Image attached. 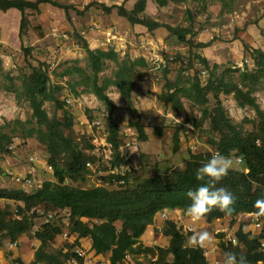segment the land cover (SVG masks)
<instances>
[{
	"label": "rangeland",
	"instance_id": "obj_1",
	"mask_svg": "<svg viewBox=\"0 0 264 264\" xmlns=\"http://www.w3.org/2000/svg\"><path fill=\"white\" fill-rule=\"evenodd\" d=\"M50 1L52 3L40 4L36 11L26 10L27 29L22 36L19 34L21 13L14 8L6 11L0 9V128L4 127L5 133L10 132L13 122L17 120H32V109L22 94L21 78L31 73L33 67H41L50 75V84L61 87V91L55 95L64 102L65 111L73 118L72 128L66 129L65 133L78 143L87 156L93 157L87 165L89 172L85 174V182L72 184L74 186L118 189L121 188L120 185L106 180L109 175L131 173L132 176L152 177L171 167H184L191 155L212 156L218 152L207 141V138L215 137L209 131L210 121L206 119L201 128H196L188 121L191 117L200 118L199 107L182 98L183 109L175 111L160 100L165 85L164 69L168 70L166 79L187 85L196 73H199L202 85L206 84L209 73L200 63L199 57L208 61L209 71L217 64L219 67L216 75L223 77L225 81L238 82L241 71H255L251 54L256 49L264 51V0H225L226 4L220 0H187L184 3H170L163 8L152 0H146L145 11L140 16L161 24L153 31L131 24L118 15L119 6L132 10L139 0ZM101 5L109 7L111 11H105ZM168 27H190L191 33L187 35L186 41L180 42ZM82 39L92 50L106 52L113 49L119 55L120 62L129 58L131 62L137 63L143 59L146 64L134 66L136 72L142 73V77L134 84L130 102L114 86L106 91L116 105L112 116L119 130L122 161L118 168H112L111 146L106 141L109 120L105 105L95 95L81 93L82 86H76V91L80 94L74 96L70 84L80 81V78L75 74L64 77L61 75L66 66L75 65L73 61H77L76 65L86 69L88 74L91 73L87 68V53ZM200 44L206 46L199 47ZM115 69L116 65L107 60L100 78H113ZM252 96L256 99L259 110L264 112V84ZM219 98L227 116L243 133L255 131L259 117L253 107H240L233 94L220 95ZM210 101L209 108H212L215 103L212 96ZM44 108L49 117L63 119L64 111L56 108L54 102H45ZM175 117L181 120L179 125ZM138 119L144 127L145 140L139 139L137 130L129 124ZM8 123H11L10 126ZM157 128L162 129L160 135L156 132ZM176 132L180 139L177 151L173 141ZM12 137L13 142L9 146L11 154L0 152V188H21L27 193H33L45 181H54L53 170L47 164L45 147L34 137L23 139L20 133H14ZM89 143L94 148L86 149ZM229 157L234 162L233 169L248 171L235 152ZM25 175L30 176L31 184L15 181V177ZM17 205L12 200L0 198V209L6 208L14 217L21 218L22 215H15ZM34 208L43 209L42 206ZM54 212L58 214L54 221H57L55 223L61 227L62 233L46 247V251L54 253L62 249L66 252L68 245H75L77 235L70 234L68 209ZM166 213V219L175 221L178 228L184 231L186 239L192 234L187 227L211 232L215 237V253L209 255V258L213 259L214 256L221 264L223 251L220 249V242H227L229 237L235 238L239 221L224 216L211 222L204 220L198 223L189 219L183 210L170 209ZM161 219L160 215H156L155 221L160 230L155 228L154 233L149 230L139 240L144 247L151 243L154 254H130L123 264H158L157 248H166L169 242V238L164 235L168 220ZM42 221L43 217H39L32 231L18 238L16 246L11 248L9 241L5 240L0 245V259H4L6 264H15L16 258H20L25 264L32 262L34 252L40 245V241L34 238V233L42 229ZM253 223L254 221L245 217L242 222L243 230L250 233L251 237H257L264 231V224L258 229ZM153 236L154 239L159 238L156 239V244L150 238ZM78 241V246L69 249L71 252L79 247L92 258V264H109L110 253L101 256L95 254L90 248L89 237ZM171 259L172 256L169 255L167 261ZM67 264L78 263L72 259ZM82 264H87L84 259Z\"/></svg>",
	"mask_w": 264,
	"mask_h": 264
},
{
	"label": "trees",
	"instance_id": "obj_2",
	"mask_svg": "<svg viewBox=\"0 0 264 264\" xmlns=\"http://www.w3.org/2000/svg\"><path fill=\"white\" fill-rule=\"evenodd\" d=\"M152 1L163 8L170 3H184L187 0ZM220 1L226 4L225 0ZM43 3H52V1L0 0V9L6 11L14 8L21 13L19 34L22 36L27 29L26 10L36 11ZM146 5V0H139L132 10L119 6L118 15L126 18L131 24H138L153 31L161 24L151 18L140 16L145 11ZM101 6L105 11H111L109 7ZM168 28L180 42L186 41L187 35L191 33L190 27ZM82 42L87 53V68L91 73L88 74L86 69L76 65L77 61H73L75 65L66 66L61 75L64 77L75 74L80 78V81L70 84L74 96L80 94L76 91V86H82L81 93H91L105 105L109 120L106 141L111 146L112 168H118L122 161L119 130L112 116L116 105L106 91L110 86H114L130 102L134 84L142 77V73L136 72L134 66L135 64L146 66V64L143 59L137 63L131 62L129 58L120 62L119 55L113 49L106 52L92 50L86 41L82 39ZM198 46L205 47L206 44ZM26 52L29 50L26 49ZM251 57L256 70L241 71L238 82L225 81L223 77L217 76L216 70L219 67L217 64L209 71L208 61L204 57H199V60L209 73L205 85H202L199 73L193 76L189 85L177 81L171 82L166 79L168 70L164 69L165 85L160 95L164 105L171 106L175 111L183 109L182 98L199 107L200 118L191 117L188 121L196 128H201L203 122L208 119L209 131L215 136L207 138L209 144L226 156L235 152L236 156L241 157L243 167L248 169L247 172L233 169L223 181V186L236 197V212L231 217L244 212H255L256 209L253 207L255 201L264 198V112L259 110L256 99L252 96V93L264 84V51L253 50ZM107 60L112 61L116 69L113 78L101 79L100 74L104 71ZM21 85L22 94L32 109V120L25 122L17 120L13 122L14 126L10 132L6 133L5 128L1 127L0 152L11 154L9 146L13 142L14 133H20L23 139L34 137L46 149L47 164L53 170L54 181H45L33 193H27L21 188H0V198L17 203L18 213L23 214L21 219H17L8 209H0V245H3L5 240L14 243L21 235L31 232L38 217L35 213L27 215L25 212L42 206L49 212L68 209L70 234L77 235L74 244L78 246V240L89 237L92 241L91 249L95 254L110 253L109 264H123L126 256L130 254L153 255L154 248L141 245L140 237L145 233L146 228L154 223L157 213L165 209L185 210L190 203L185 195L186 192L195 189L201 183L196 179L195 170L210 159L211 155H191L184 167H171L166 172L157 173L152 177L132 176L131 173L109 175L106 178L108 182L120 185L119 181H124L118 189L110 190L105 186L93 188L74 186L72 184L85 182V174L89 172L87 165L93 157L87 156L79 148L78 143L65 133L66 129L72 128L73 118L65 111L64 102L55 95L61 91V87L51 85L50 75L41 67H33L31 73L23 75ZM231 94L240 107L249 106L256 110L259 123L255 131L243 133L242 129L227 116L219 96ZM210 96L215 101L212 108H209ZM47 101L54 102L56 108L64 111L62 120L55 116L49 117L44 108V103ZM129 124L137 130L139 139H146L144 127L139 119ZM156 132L160 135L162 129L157 128ZM173 141L174 149L177 151L180 145L177 132L173 136ZM92 148H94L92 144L86 145V149ZM57 215L56 213V217ZM224 216V213L216 209L205 220L211 222ZM55 222L57 221L42 223V229L35 231L34 238L40 241V245L34 252V260L29 264H67L71 259L82 264L83 260L70 251L75 245H68L70 250L66 252L62 249L54 253L46 251V247L62 233L61 227ZM166 223L168 226L164 235L170 239L166 248H157L158 264H208L202 250L185 246L186 235L174 221L168 220ZM243 227L244 224L241 223L235 234L237 245L222 240L220 247L223 253L229 250L236 251L247 257L249 264H257V261L264 260V249L260 243V240L264 239V231L262 230L257 237H251ZM169 255L172 259L167 261ZM14 263L25 264L20 258H16Z\"/></svg>",
	"mask_w": 264,
	"mask_h": 264
},
{
	"label": "clouds",
	"instance_id": "obj_3",
	"mask_svg": "<svg viewBox=\"0 0 264 264\" xmlns=\"http://www.w3.org/2000/svg\"><path fill=\"white\" fill-rule=\"evenodd\" d=\"M175 119H176V123L179 125L181 123V120L177 119L176 117ZM188 127H191V125H188ZM31 159L33 158H30V161L34 162V159L33 160ZM233 168H234L233 160L229 156L217 152L213 154L210 157V159H208L205 163H203L199 168L195 170L196 179L201 183L195 189H189L185 194L187 199L190 201V203L185 208L184 213L189 219H191L193 222H198V223L203 222L207 218V216L213 212V210L218 209L220 212L224 213L225 216H229L232 220H236V217L239 214L235 217H231L236 212V208H235L236 197L228 188L223 186V181L228 177L229 172L233 170ZM25 176L27 178L30 177V176L28 177V175ZM253 207L256 209L255 212H244V213H252V215L258 218H264V198L257 199ZM166 210L169 209H165L159 213L160 214L162 212L166 213L167 212ZM28 212L26 211L25 214H27ZM19 215L23 216V214H19ZM36 217L38 216L36 215ZM164 220H168V219H164ZM241 223L242 222H240L238 225H240ZM214 239L215 238L213 234L207 230L197 231L193 229L192 234L188 236L185 241V246L188 248L196 247L202 250L204 255L207 256L208 249L214 247ZM227 242H230L234 245H237L238 243L237 239H236V243H233L231 241H227ZM10 243L12 242H9V244ZM262 244H264V242H262ZM206 260L207 263L209 264L210 259H206ZM221 264H249V261L247 260V257L238 254L236 251L229 250L223 253ZM257 264H264V260L257 261Z\"/></svg>",
	"mask_w": 264,
	"mask_h": 264
},
{
	"label": "built area",
	"instance_id": "obj_4",
	"mask_svg": "<svg viewBox=\"0 0 264 264\" xmlns=\"http://www.w3.org/2000/svg\"><path fill=\"white\" fill-rule=\"evenodd\" d=\"M67 103H70L69 100H66ZM217 153V152H216ZM33 160V159H31ZM239 161H241V159H238ZM15 181L16 182H21L25 185H28V184H31V180L29 178H27L26 176H21V177H15ZM120 184H124V181L121 180L119 182ZM35 213L38 217H43L44 221L43 223H50V222H53L55 220V217H56V213H51V212H46L44 209H35V208H32L27 214L28 215H31ZM16 214L17 216L19 215L18 211L16 210ZM161 217L163 219H166L168 218L167 217V214L165 212H162L161 213ZM245 217L247 219H250L252 221H254L253 225L255 228H258V229H261L263 227V224H264V218H258L254 215H252V213H242V214H239L237 217H236V220L239 221V222H243V219H245ZM20 219V218H18ZM54 219V220H53ZM189 232L193 231L192 227H187ZM215 238V237H214ZM215 240V239H214ZM228 240V239H227ZM228 241H231L233 243H236V239L233 238L231 239L229 237V240ZM262 242H264V240H260V243H261V246L264 247V244H262ZM215 245V244H214ZM10 247H13V246H16V243H10L9 244ZM215 250L213 248H210L208 249V255L205 256L204 253H203V256L206 258V259H210L209 258V255L215 253L214 252ZM73 253L80 259H84L86 261L87 264H92V258L91 257H88L86 255V252H84L81 248L79 247H76V249L73 251ZM72 260V259H71ZM75 260V259H74ZM211 261L209 262V264H220L219 261L217 259H214V256H213V259H210ZM76 262V260H75Z\"/></svg>",
	"mask_w": 264,
	"mask_h": 264
},
{
	"label": "crops",
	"instance_id": "obj_5",
	"mask_svg": "<svg viewBox=\"0 0 264 264\" xmlns=\"http://www.w3.org/2000/svg\"><path fill=\"white\" fill-rule=\"evenodd\" d=\"M166 211H170V210H166ZM156 215H160V218H162L160 213H157ZM155 217H156V216H155ZM161 220H164V219L162 218ZM155 228H158V229L160 230V226L157 225V222L155 221V218H154V223H153L152 225H149V226L146 228L145 233H147V231L149 232V230H150L151 232L154 233V229H155ZM145 233H144V234H145ZM142 236H143V235H142ZM142 236H141V237H142ZM144 236H145V235H144ZM165 237H166V236H165ZM150 238H151V240H153V241L155 240V241H154V244H156L157 240L159 239V238H156L157 240L154 239L155 236L150 237ZM167 238H169V237L167 236ZM140 239H141V238H140ZM169 239H170V238H169ZM169 239H168V241H169ZM89 240H90V248H91V245H92V244H91V239L89 238ZM150 246H152L151 243L148 244V247H150ZM93 253H94V252H93ZM100 256H101V255H100ZM4 261H5L4 259H3V260L0 259V264H2V263L6 264V263H7V262H4Z\"/></svg>",
	"mask_w": 264,
	"mask_h": 264
}]
</instances>
